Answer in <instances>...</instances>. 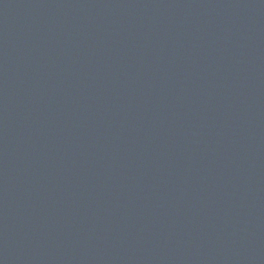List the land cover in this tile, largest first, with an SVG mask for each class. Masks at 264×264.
<instances>
[{
	"label": "water",
	"instance_id": "obj_1",
	"mask_svg": "<svg viewBox=\"0 0 264 264\" xmlns=\"http://www.w3.org/2000/svg\"><path fill=\"white\" fill-rule=\"evenodd\" d=\"M0 264H264V0H0Z\"/></svg>",
	"mask_w": 264,
	"mask_h": 264
}]
</instances>
